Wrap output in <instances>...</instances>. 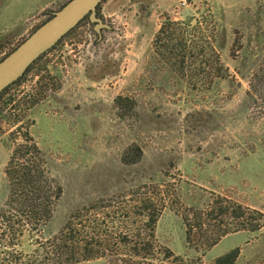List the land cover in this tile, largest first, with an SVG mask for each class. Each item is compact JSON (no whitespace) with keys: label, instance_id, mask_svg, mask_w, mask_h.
Returning <instances> with one entry per match:
<instances>
[{"label":"rangeland","instance_id":"rangeland-1","mask_svg":"<svg viewBox=\"0 0 264 264\" xmlns=\"http://www.w3.org/2000/svg\"><path fill=\"white\" fill-rule=\"evenodd\" d=\"M67 1L0 0V58ZM100 17L111 26L100 38L82 22L15 86V118L25 115L62 191L41 237L83 207L102 225L138 228L143 217L126 211L148 196L162 205L154 264H215L235 247L234 264H264V0H105ZM29 94L41 99L24 112ZM11 130L0 117V207ZM133 145L141 156L124 163ZM216 195L248 207L259 229L224 218L231 232L217 245L199 233L188 244L182 216Z\"/></svg>","mask_w":264,"mask_h":264},{"label":"trees","instance_id":"trees-1","mask_svg":"<svg viewBox=\"0 0 264 264\" xmlns=\"http://www.w3.org/2000/svg\"><path fill=\"white\" fill-rule=\"evenodd\" d=\"M100 5L97 7L98 16H100ZM50 16L51 14L48 18ZM86 20L90 21L88 16L57 43ZM57 43L32 62L20 78L0 92V117L4 118L12 128L9 137L13 143L5 167L9 194L0 207V264H76L98 258H108L110 263L120 260L119 255L123 253L129 256L126 262L122 260L123 258L120 260L124 264L131 262L154 264L156 251L159 250L154 244L155 227L162 205L148 196L137 200L136 204L131 205L132 209L126 211L127 218L131 214L143 217L138 228L126 226L124 230L119 231L113 225H102L101 222L96 221L97 211H92L94 213L89 216L90 209L83 207L70 215L56 234L45 239L41 237V232L51 218L62 191L61 186L49 174L43 154L30 134L28 125L27 127L23 125L25 115L15 118V110L22 105L16 98L15 86L24 81L34 65ZM16 46L8 50L0 60ZM40 99L29 94V98L25 100L24 112L37 104ZM120 99L121 97L116 98L117 104ZM262 100L264 102V90ZM133 147L137 158L128 160L125 153L122 159L124 163H133L140 158V148L134 145ZM247 211H249L248 207L216 195L207 208L194 210L190 216H182L186 242L190 244L193 235L199 233L201 237L204 236V244L207 247L217 245L223 236L231 232L227 227L229 222L224 218L237 221L238 229L258 230L260 222L252 224L246 217ZM254 212L262 219L261 213ZM25 235L33 241L34 247L30 252H24L19 248V243ZM165 254L166 257L173 255L168 248H165ZM238 254L239 248L235 247L218 256L215 264H234Z\"/></svg>","mask_w":264,"mask_h":264},{"label":"water","instance_id":"water-1","mask_svg":"<svg viewBox=\"0 0 264 264\" xmlns=\"http://www.w3.org/2000/svg\"><path fill=\"white\" fill-rule=\"evenodd\" d=\"M104 0H68L51 16L37 26L14 49L0 60V92L20 78L28 66L54 46L84 17L94 23V30L101 31L111 26L97 14V7Z\"/></svg>","mask_w":264,"mask_h":264}]
</instances>
